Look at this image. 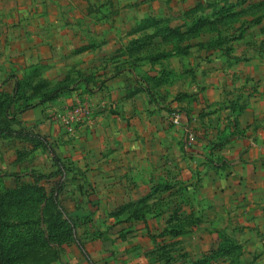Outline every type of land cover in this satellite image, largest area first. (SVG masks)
<instances>
[{
  "label": "rangeland",
  "instance_id": "obj_1",
  "mask_svg": "<svg viewBox=\"0 0 264 264\" xmlns=\"http://www.w3.org/2000/svg\"><path fill=\"white\" fill-rule=\"evenodd\" d=\"M23 1L25 4L28 1L45 4L36 11L32 7L23 10L26 20L42 21L26 27V34L36 32L49 39L57 33L62 39L57 43L56 57L25 61L17 74L5 77L0 91L10 87L8 83L18 80L21 84L18 91L23 96L18 99L21 101L18 105L33 107L39 102H48L41 100L57 90L77 88L73 93L91 94L85 90L96 92L113 87L115 101L129 107L127 113L121 114L122 119L128 117L131 121L121 126L115 123L112 131L128 136L124 140L131 148V155L120 156L107 167L112 170L108 173L113 175L110 180L116 184L108 187L91 183L81 201L61 202L58 197L59 203L55 204L47 200L51 187L49 179L53 177L48 174L50 161L43 150L49 148L37 146L34 141L31 152L22 155L17 152L12 163L18 171H0V174H6L0 179V256L4 255L6 264H69L70 253L74 254L73 246L96 257V250H100L103 243L109 241L110 250L113 240L120 243L131 239V226L136 222L163 226L160 216L167 220V231L173 226L186 231L194 223L192 218L196 217L189 208L192 206L191 186L184 183L176 189L175 186L156 185L151 191L140 186L137 191H132L131 184H124V179L129 178L127 180L131 182V169L137 165L142 169L147 164L145 157L149 156L155 170L153 175L160 179L162 171L159 170L168 162L161 152L167 146L171 149L168 158L171 157L172 162L178 158L180 165L174 166L191 170L194 138H189L188 132L174 128L168 114L177 111L190 117L192 108L201 100L205 87L198 92L193 86L198 78L196 71H199L192 66V60L198 59L193 52H205V59L222 52L224 46H228L229 52L227 40L242 35L248 19L251 22L264 19V0H166L168 10L161 4L162 0H81L82 12H72L68 8L67 15L55 8L51 0ZM65 1L56 0L58 3ZM144 1L148 3L145 10L134 7ZM79 20H86V25L82 23V31L77 28ZM52 54L55 56L54 52ZM230 104L231 101H224L208 112L221 115L224 109L227 111V115L222 116L225 121L215 123L218 135L210 140L216 150L239 131L238 117L243 108L241 105L233 108ZM80 131L71 129L73 134ZM14 138L0 135V146H14L15 149L17 140ZM142 147L152 150L151 155L144 154L140 150ZM137 148L140 151L134 150ZM1 162L0 157V166ZM58 162L55 153L52 163L57 165ZM38 170H43V175L49 177L42 179L43 185L36 180ZM174 174L168 178L174 180ZM178 191L186 214L175 211ZM101 193L108 195L100 196ZM133 193L139 194V199L131 200ZM162 196L172 202L162 203ZM179 232L155 233L151 237L160 239L158 243L167 244L172 243ZM218 243L196 257H191L186 250L180 255L186 264L204 259H209L211 264H242L240 259L245 253L239 243L224 236ZM170 251L155 250L152 255L153 258L164 256L166 260H173L175 256Z\"/></svg>",
  "mask_w": 264,
  "mask_h": 264
},
{
  "label": "crops",
  "instance_id": "obj_2",
  "mask_svg": "<svg viewBox=\"0 0 264 264\" xmlns=\"http://www.w3.org/2000/svg\"><path fill=\"white\" fill-rule=\"evenodd\" d=\"M51 1L62 13H66L68 8L72 9L69 10L72 12L83 10L79 3L81 0H66L62 3ZM162 3L168 10V1L162 0ZM147 4L145 1L139 2V5L134 7L145 10ZM42 6L45 4L37 1H28L25 4L23 0H0V86L7 75L17 74L25 61L57 56V43L62 39L57 33L49 39L41 34L36 35V32L25 33L26 27L33 23L41 24L42 21L26 20L27 16L23 18V10L32 7V10L36 11ZM84 16L87 17L85 11ZM82 23L86 25V20H79L78 30L82 31ZM245 27L242 35L227 40L231 48L229 52L228 46H224L222 52L214 53L207 59L205 52H193V56L198 59L192 60V66L199 70L196 71L198 78L193 86L198 92H201L202 86L205 87L201 100L198 106L192 108L190 117L179 112L181 121L178 124L172 121L170 112L168 114L174 128L185 132L189 128L194 133V140L191 142V170L174 166L180 165L178 158L174 163L170 156L168 158L171 149L167 146L161 154L166 155L165 160L168 159L172 164L170 166L166 161L165 167L159 170L162 171L160 179L157 180L155 174L153 175L155 170L150 164L149 156L145 157L144 162L147 164L142 169L138 165L131 169V182L127 180L129 178H125L123 182L131 184L132 191H137L140 186L151 191L156 185L175 186L178 189L188 184L193 190L190 201L192 206L189 208L196 216L192 218L194 223L188 226L186 231L178 226H173L167 231V220L164 216H160L163 226L156 224L154 227L145 223L139 225L136 222L138 225L134 223L131 226V239L120 243L113 240L114 243L110 242V250L109 241L103 243L100 250H96V257L88 256L89 252L73 246L74 254L70 253L72 257L69 264H186L180 253L186 250L191 257L199 256L203 251L219 244V239L223 236L243 247L245 254L242 260L240 259L242 264H264V19L253 22L248 19ZM79 41L82 42L81 36ZM52 49L55 56L51 53ZM114 92L115 89L108 86L91 94L73 93L68 97L63 96L33 106L21 113L18 121L11 126L20 133L10 136L17 140L16 148L0 146V171H18L12 161L19 148L30 149L31 145L26 139V135H29L47 139L53 147L49 148L50 151L43 150L50 161L48 174L58 169V165L52 163L55 153L60 163L66 167L63 175L58 174L49 179L51 186L57 179L62 182L63 188L57 193L61 202L81 201L86 187L91 183L108 187L116 184V181L110 180L113 175L108 173L112 170H107V167L115 163L120 156L131 155V148L124 140L128 136L124 132L116 135L112 128L115 123L121 126L131 120L128 117L126 120L122 119L129 107L116 102ZM77 97L89 98L95 113L93 112L85 123L76 127L80 132L73 134L70 129L54 119L52 113L65 108ZM224 101H231L233 108L241 105L243 111L238 117L239 131L216 150L210 140L218 135L214 128L215 123L225 121L222 116H226L227 111L224 109L221 115L208 112ZM107 129L110 132L106 133ZM228 133L230 131H227ZM134 150H142L144 154L149 155L152 153V150L146 147ZM43 170H38L37 174H44ZM170 174H174V180L168 178ZM179 194L180 191L176 193L175 211L178 210L182 215L186 214L187 210L181 204ZM104 195L108 194H100ZM139 197V194L133 193L131 200ZM168 200L170 199L162 196L161 202H172ZM178 231L180 232L172 243H158L160 239L154 240L151 237L155 233ZM155 250H171L170 253L175 259L166 260L164 256L159 259L156 254L157 257L153 258L152 252ZM190 263L192 264L193 260Z\"/></svg>",
  "mask_w": 264,
  "mask_h": 264
},
{
  "label": "trees",
  "instance_id": "obj_3",
  "mask_svg": "<svg viewBox=\"0 0 264 264\" xmlns=\"http://www.w3.org/2000/svg\"><path fill=\"white\" fill-rule=\"evenodd\" d=\"M10 87L8 86L6 89H4L3 91H0V135L2 136H11V135H20L19 132H17V130H14L11 126L12 123L17 121L16 117L23 113L24 111L30 109L32 106H30L29 104H27L26 106L23 105H18L20 104V100H18L19 98L23 97L20 96L19 94V86H21V84L17 81H15L14 83L10 84ZM75 89L77 88H72V89H66V90H57L53 95H48L47 98H42L41 101H49L54 99L55 97H61L67 93H73L74 91H76ZM92 93L93 91L91 90H85V93ZM45 102H39V104H42ZM38 105V104H37ZM17 106V107H15ZM36 106V105H35ZM11 114V115H10ZM11 117H8V116ZM26 139L29 141L30 145L32 146V143L34 141H37V146L41 145L40 147H51L50 142L47 139H42V138H35V137H29V135H26ZM35 145V144H34ZM35 145V146H36ZM29 151L31 152L30 149H25V147L22 150L18 151L19 155L22 154H27L29 153ZM58 165V169L56 172L51 173V177H55L56 175H63L64 172H66V167L65 165L61 162L60 163V159L59 162L57 163ZM6 174H0V179L2 177H5ZM43 178H46V180L49 179L48 176H45L43 174H37L36 173V180L37 182H39V185H43L41 184V181ZM63 186H62V182L60 180H55L52 184V186L50 187V191H48L49 193L45 196H47V200L49 199V201H53L55 204H58L59 202H57L56 200H58V194L61 190H62ZM39 189H41V187H39ZM2 213V202H1V198H0V214ZM233 250V249H232ZM232 250H230L229 252H231ZM211 264L209 259H204V260H199L197 262H195V264ZM0 264H6L5 260H4V255L1 254L0 256Z\"/></svg>",
  "mask_w": 264,
  "mask_h": 264
},
{
  "label": "built area",
  "instance_id": "obj_4",
  "mask_svg": "<svg viewBox=\"0 0 264 264\" xmlns=\"http://www.w3.org/2000/svg\"><path fill=\"white\" fill-rule=\"evenodd\" d=\"M93 112L94 107L89 98L77 97L65 108L53 112L52 117L62 123L65 128L71 130L89 120ZM171 119L175 124L180 123L181 113L173 112ZM187 132L189 138L192 139L194 137L193 131L187 128Z\"/></svg>",
  "mask_w": 264,
  "mask_h": 264
}]
</instances>
